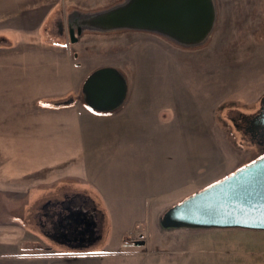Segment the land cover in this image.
<instances>
[{"label":"crops","instance_id":"obj_1","mask_svg":"<svg viewBox=\"0 0 264 264\" xmlns=\"http://www.w3.org/2000/svg\"><path fill=\"white\" fill-rule=\"evenodd\" d=\"M62 7L76 16L58 17L56 43L48 24ZM219 10L218 0H0V264H54L51 242L58 241L73 249L100 242L102 250L90 254L61 249L60 257L78 264L150 263L127 243L130 236L138 237L136 246L143 242L135 234L143 221L132 223L134 211L108 209L109 235L93 242L63 236L64 221L81 218L78 203L88 198L81 193L88 183L102 204L108 199L92 169L126 172L128 161L106 151L112 141L165 128L162 90L179 86L182 53L209 44ZM103 33L111 36L105 51ZM136 34H142L138 43L128 40ZM136 72L146 75L135 78ZM72 184L79 190H69ZM107 247L119 255L105 256Z\"/></svg>","mask_w":264,"mask_h":264},{"label":"rangeland","instance_id":"obj_2","mask_svg":"<svg viewBox=\"0 0 264 264\" xmlns=\"http://www.w3.org/2000/svg\"><path fill=\"white\" fill-rule=\"evenodd\" d=\"M218 1L220 13L209 44L197 52L182 53L184 64L176 76L179 86L162 90L165 128L130 131L125 143L118 145L112 141L107 146L112 160L128 161L126 172L119 169L117 174L111 175V169H92V175L95 171L100 174H96L97 185L108 198L104 202L110 207L103 206L91 182L81 188L82 195L88 198L79 201L78 208L82 216L92 222L91 242L100 234L104 238L109 235L113 219L108 209L127 208L135 213L130 216L132 223L138 219L143 221L135 233L143 234L138 240L143 244L136 246L138 237L132 236L126 242L140 249L139 254L148 258L149 264H264V230L165 228L162 225L168 209L264 154L262 145L253 140L246 129L263 105L264 0ZM75 16L73 8H58L54 22L48 24L54 42L62 40L58 36V17L62 20L75 19ZM140 36L142 34H136L134 39L129 37L128 40L138 43ZM110 39L107 33L99 39L103 51ZM30 41L38 42L37 38ZM14 42L10 39V43ZM135 74V78L146 75ZM151 77L156 78L155 73H151ZM136 163L141 166L137 167ZM78 187L72 184L69 190L78 191ZM123 194L132 199L125 203L119 199ZM58 242H51L54 264L63 261L78 264L76 259L60 257L62 250L85 254L102 250L98 249L100 242L91 246L90 241L86 242L88 247L82 249L62 247ZM103 251L111 258L119 255L118 249L113 247ZM104 264L121 263L113 259Z\"/></svg>","mask_w":264,"mask_h":264},{"label":"water","instance_id":"obj_3","mask_svg":"<svg viewBox=\"0 0 264 264\" xmlns=\"http://www.w3.org/2000/svg\"><path fill=\"white\" fill-rule=\"evenodd\" d=\"M70 37L76 42L74 29ZM262 101L263 110L257 117L262 116L264 123V97ZM162 225L264 230V156L168 209Z\"/></svg>","mask_w":264,"mask_h":264},{"label":"flooded vegetation","instance_id":"obj_4","mask_svg":"<svg viewBox=\"0 0 264 264\" xmlns=\"http://www.w3.org/2000/svg\"><path fill=\"white\" fill-rule=\"evenodd\" d=\"M262 110H263V105L260 107L258 113L249 120V124L246 127V129L251 134V138L255 140L257 143H259L260 145H262V148H263L262 153H263L264 152V123H263L262 116L257 117L262 113ZM262 156H264V154ZM72 211L73 210H71L70 212ZM64 222L65 224H67L68 228L66 232L64 233L60 232L63 236L67 238L70 237V239H76L80 236L83 239L90 238L91 233L89 232V229L92 227V222H89L86 216L83 217L82 214H81V218L75 217V215L68 216L66 217ZM60 224H61V221H60ZM60 224L57 223V225H60Z\"/></svg>","mask_w":264,"mask_h":264}]
</instances>
